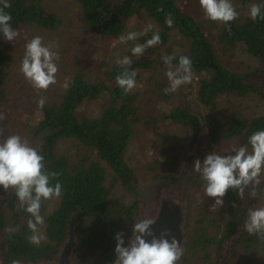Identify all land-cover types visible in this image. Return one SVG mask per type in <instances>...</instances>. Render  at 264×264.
<instances>
[{
	"label": "trees",
	"instance_id": "obj_1",
	"mask_svg": "<svg viewBox=\"0 0 264 264\" xmlns=\"http://www.w3.org/2000/svg\"><path fill=\"white\" fill-rule=\"evenodd\" d=\"M46 1L9 0L11 7L5 11L12 15V27L19 32L26 27L42 31L58 28L61 19L47 8ZM75 2L80 7L84 34L92 44L118 39L135 16L146 15L152 19L157 24L162 43L149 49L161 59L136 60L132 68L138 72L137 84L143 79V71L152 75L157 71L158 76L149 79V88L141 97L137 89L125 94L118 87L115 77L123 69L117 63L106 65L103 62L101 68L105 72L99 75L86 73L77 66L69 70L68 77L59 85L57 99H48L43 107L38 105L21 117V128L16 127L15 134L29 144L33 143L32 146L44 155L49 171L60 173L58 180L62 184V195L56 207L44 215L47 239L35 245L28 239L31 230L27 222L31 216L18 210V198L15 190L10 188L9 198L0 209V231L5 236L2 245L4 263L11 264L13 259L36 262L50 258L67 240L73 216L77 261L80 264L113 263L116 258L115 235L123 232L125 238L136 221L139 205L135 200L126 201L124 196L114 194L107 169L113 172V180L125 190L135 191L138 174L130 166L127 152L133 139L141 133L143 137L151 134L158 144L143 167L144 180L151 178L154 182L181 176L180 182H192L193 186L198 179L188 194V238L184 255L177 264H221L223 259L226 264H264V239L243 230L235 245L232 240L244 227L249 209L255 208L253 201L256 198H250L246 191L244 198L240 199L237 192L229 189L224 205L211 209L215 198L205 195V181L194 167L188 169L196 159L202 161L209 152L227 154L233 145L246 144L253 132L264 130V113L254 114L236 104L230 108L220 106L225 97L259 96L264 100V19L251 20L249 8L226 26L207 19L198 0L195 4H184V0ZM232 2L240 6L248 3L264 5V0ZM168 19L172 21L171 27L166 22ZM215 34L219 44L229 49L242 47L258 65L245 73L229 68L220 58L213 40ZM177 36L186 40L185 48L177 43ZM13 49L14 43L6 41L0 34V102L6 99L10 70L15 63ZM168 55L176 57L173 66L178 65L181 55L191 58L193 79L197 82L195 102L182 95L177 100L176 92H166L169 88L168 65L163 57ZM99 98L104 100L99 115L89 116L82 112L85 103ZM202 108L208 111L203 112ZM168 124L189 129L192 133L190 150L205 137L208 142L206 153L199 148L197 152L189 151L184 159L182 148L185 143H178L168 132ZM4 127L8 136L13 135L12 126L4 123ZM68 138L77 140L85 148L75 161L58 149L59 142ZM261 180L260 188L264 189V176ZM51 182L55 184L57 181L53 179ZM176 187L172 193L176 192ZM263 195L261 193L257 199ZM245 199L250 207L246 208ZM48 202L43 201L41 215Z\"/></svg>",
	"mask_w": 264,
	"mask_h": 264
},
{
	"label": "clouds",
	"instance_id": "obj_2",
	"mask_svg": "<svg viewBox=\"0 0 264 264\" xmlns=\"http://www.w3.org/2000/svg\"><path fill=\"white\" fill-rule=\"evenodd\" d=\"M205 16L211 21L222 22L226 26L239 18L232 0H199ZM0 34L6 41L13 42L19 36V30L12 27V15L5 11L11 7L9 0H0ZM261 4H252L249 11L251 20L264 19ZM167 24L172 26L171 19ZM229 27V31H230ZM152 31V36L145 43H135L131 47L132 56L139 59L146 50L162 43L156 25L149 23L140 31H129L119 37L120 44L129 41H137L147 36ZM58 48V43L46 45L44 37L34 36L25 45V53L21 61L20 72L36 90L47 91L51 85L57 83L59 72L58 61L60 56L53 48ZM115 47V44L113 45ZM168 65L166 76L169 88L166 92H176L182 85L193 82V62L189 56L181 55L178 65L173 66L174 55L163 57ZM116 63L123 69L115 80L119 88L125 94L131 93L137 87V70L132 68L133 59L129 55L122 58L117 53ZM67 88L68 84L65 83ZM46 98L41 97L38 105L43 107ZM5 119V114L0 112V120ZM250 146V147H249ZM194 170L205 181L204 192L207 197L215 198L211 209L224 205V197L229 189L237 192L240 199L248 192L250 198H258L264 189L260 188L261 177L264 176V130H257L249 137L246 144L233 145L227 154H219L211 151L201 161H194ZM60 173L49 171L45 166V157L37 148L31 146L20 135L13 134L0 142V186L7 191L15 190L18 198V210H24L30 214L28 228L31 230L29 242L40 245L46 240V235L40 231V226L45 224V218L41 215L43 201L59 198L62 195V184L58 177ZM56 179V183L51 181ZM154 221L143 218L135 221L132 228V236L125 246L124 233L115 235V261L114 264H177L184 255L181 242L171 235L170 229H164L157 236L151 227ZM244 230L249 235H257L264 239V207L250 208L248 218L244 222ZM9 231H13L9 229ZM171 236V239L169 237ZM148 237H151L149 240ZM11 264H21L13 259Z\"/></svg>",
	"mask_w": 264,
	"mask_h": 264
},
{
	"label": "rangeland",
	"instance_id": "obj_3",
	"mask_svg": "<svg viewBox=\"0 0 264 264\" xmlns=\"http://www.w3.org/2000/svg\"><path fill=\"white\" fill-rule=\"evenodd\" d=\"M197 3H199V0ZM232 3L239 13L247 12L251 7V3H248L246 6H240L238 3L235 4L234 2ZM184 4H195V0H184ZM45 5L50 11L55 13L59 19H61V24L59 27L52 31H42L37 28L26 27L20 31V36L15 41H13V50L16 53L14 61L15 63L10 70L11 79L9 87H7L8 90L6 91V99L0 102V112L5 114V119L0 120V124L4 125V123H6L9 127L12 126L14 129V132H12L13 134L16 132V127L21 128V117H23L25 113H30V111H33V109L38 106V100L41 97L46 98V101L48 99L58 98L59 93L57 90L59 85L62 84V82L68 77L69 70L78 66L85 70L86 73L97 75L100 73L103 74L105 71L104 68H101V64H103V62L106 65L116 63L117 53L121 58L124 55H129L132 57L133 61L141 60L143 58H154L156 60L161 59L159 58L158 54H156V52L151 49H147L145 54L139 59L132 56L130 52L131 47L134 46L135 43H145L147 39H150V34H152V31H149L147 36L141 37L137 41H129L127 44H120L119 38L115 40H104L97 44H92L84 34L83 19L80 13V7L75 2V0H47ZM149 23L156 25L157 29V24L148 16H135L129 21L128 28L124 34H127L129 31H140ZM213 32L216 33V29H213ZM37 35L44 37V43L46 45L53 42L58 43L59 45L58 48H53V51L58 52L60 56L58 61L59 72L57 73V83L51 85L47 91H38L33 88L30 82L26 80L24 75L20 72L21 61L25 53V45ZM213 40L216 42L218 47L220 58L229 68L240 73H245L258 65V62L252 58L242 47H237L234 49L226 48L219 44L216 39V34L213 36ZM176 41L179 45H181L182 48L187 46L186 40L182 37L177 36ZM114 44L115 47H113ZM157 68L158 66L154 69L157 70ZM142 76L143 79L137 84L135 89L140 92L141 97H144L146 90L149 88L151 83V80L149 79L158 76V73L156 71V73L152 75L151 72L143 71ZM162 80L164 81V79ZM196 88L197 82L195 79H193L191 84L182 85L176 91L177 96L175 99L178 100L180 95H182L184 99H187L192 103L195 102L197 100ZM103 101L104 100L102 98H99L97 100L85 103L82 107V112L89 116L99 115L102 109ZM233 104L240 105L243 109L250 110L254 114L264 113V100L259 96H249L242 99L225 97L220 102V106L222 108H230ZM27 105H30V107ZM202 111L207 112L208 110L202 108ZM17 121H19V123L15 126ZM168 132L175 137L178 143H181L182 145L185 143L182 148L184 159H187V154L189 151L197 152L199 148H202V150H204L206 153L208 142L205 137L200 139V144H196L193 147L194 149L190 150L189 145L192 140V133L189 131V129H186L178 124H168ZM157 147L158 144L153 141L151 134L143 137V135L140 133L133 139L132 145L127 152V160L130 166L134 167L138 174V182L134 192L125 190L119 182L114 181L113 172L109 168L107 169L109 184H112L113 191L116 196H124L126 201L135 200L138 205V197L141 196L142 198H145V195H147L149 192L148 188L149 184L152 182V179L150 178V180H144L143 167L148 162L147 159L151 158L152 151H154V149ZM58 149L61 152L68 154L71 161H75L85 148L79 145L77 140L68 138L59 142ZM192 167H194V165L190 164L188 169L190 170ZM197 180L198 179L193 182V186L197 183ZM193 186L190 188V193L193 191ZM176 190L177 187L175 188V191ZM59 199L60 197L49 200L47 203V208L43 212L42 216L52 211L58 204ZM253 203L255 204V208L264 207V195L259 199L254 200ZM245 205L246 208L248 206L250 207V203L248 205L247 199H245ZM243 230L244 227L240 229V232L233 237L232 240L234 245L239 240ZM40 231L45 234V224L40 226Z\"/></svg>",
	"mask_w": 264,
	"mask_h": 264
},
{
	"label": "water",
	"instance_id": "obj_4",
	"mask_svg": "<svg viewBox=\"0 0 264 264\" xmlns=\"http://www.w3.org/2000/svg\"><path fill=\"white\" fill-rule=\"evenodd\" d=\"M5 127L0 124V142H3L8 135L6 134ZM10 136V134H9ZM36 144L39 145L37 141ZM32 146L33 143H30ZM37 145V146H38ZM181 176L170 178L168 180H157L149 184L148 194L145 198L141 196L139 199V209L136 221L143 218H149L154 221L151 226L157 236L160 235L164 229H170L171 235L175 236L184 248L187 242L188 234L186 228V216L188 212V194L192 182H183L180 180ZM177 186L176 192L172 193L171 190ZM10 195V188L6 191L3 186H0V208L5 203ZM74 216L72 217L69 225L68 238L60 245L56 253L50 258L36 261V262H21V264H80L74 254L76 247V239L74 233ZM132 227L128 230L124 240L125 246L128 245L129 239L132 236ZM150 240L151 237H148ZM171 239V236L169 237ZM5 236L0 231V264H5L2 255V245ZM111 264H114L111 263ZM221 264H226L225 259Z\"/></svg>",
	"mask_w": 264,
	"mask_h": 264
}]
</instances>
